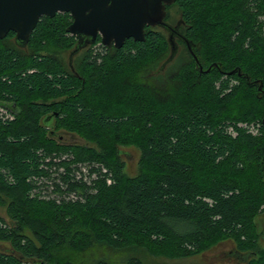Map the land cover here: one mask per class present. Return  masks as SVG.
<instances>
[{"label":"trees","instance_id":"obj_1","mask_svg":"<svg viewBox=\"0 0 264 264\" xmlns=\"http://www.w3.org/2000/svg\"><path fill=\"white\" fill-rule=\"evenodd\" d=\"M171 7L203 69L219 67L199 73L179 40L159 65L167 37L146 27L120 49L98 37L71 72L67 13L42 16L27 52L0 40V101L27 110L25 128L0 123V264H143L138 251L180 260L223 243L264 264V0H175L165 21ZM39 115L84 143L26 130ZM120 148L138 152L135 175Z\"/></svg>","mask_w":264,"mask_h":264},{"label":"water","instance_id":"obj_2","mask_svg":"<svg viewBox=\"0 0 264 264\" xmlns=\"http://www.w3.org/2000/svg\"><path fill=\"white\" fill-rule=\"evenodd\" d=\"M175 0H0V40L8 33L14 34V43L26 49L29 37L42 16L49 18L58 13H67L72 22L66 33L75 36L77 41L69 55V64L83 49L93 45L99 36L106 48L120 49L126 40L134 42L145 40L146 27L166 31L170 54L164 62L165 67L178 51L177 40L187 48L199 73L206 74L216 64L207 69L200 65L191 41L179 33V22L174 26L165 21L166 8ZM239 69L228 72L232 75ZM261 86L258 87V91Z\"/></svg>","mask_w":264,"mask_h":264},{"label":"rangeland","instance_id":"obj_3","mask_svg":"<svg viewBox=\"0 0 264 264\" xmlns=\"http://www.w3.org/2000/svg\"><path fill=\"white\" fill-rule=\"evenodd\" d=\"M167 12H168V19L166 22L174 26L177 22H179L178 21L179 15L177 14V8L171 7L168 9ZM161 31L165 34L166 37H168V34L166 31H163L162 29ZM98 47L99 45L96 44L93 46V49H97ZM70 49L72 50L73 48L61 50L58 56L61 62L67 68V70L74 72L75 71V60H74L75 57H73L71 64H69V55L71 52ZM23 50H25L24 52H27L28 49L26 48ZM179 50L181 53L183 48L180 47ZM163 62H161L159 65H163ZM159 65L156 66V69H154L153 72L156 71L157 68H159ZM50 102L51 101L48 100V103ZM38 103H41V102H38ZM1 107L9 112V116L7 117L8 120L3 121L4 118L0 119L1 124H14L15 126H18V128H21V127L25 128V124H21L20 120L21 118L24 119L23 115L27 113V110L20 104V102L17 103L11 99L3 100V101H0V108ZM2 116H4V114H2ZM57 117L54 116L52 120L49 122V124L45 125V122H43L44 116L39 115L38 119L37 118L33 119V117L28 116V119L26 122L28 126L26 127V130H29V131L33 130L35 133H41L42 131H44L45 133L44 139L51 143L53 142L55 144H60V145H62L63 143L76 144V145L83 144L84 143L83 140L77 134H75V132L69 131L62 124L61 125L58 124V121H61V120H58ZM60 117L62 118V116ZM41 124H44V126H42ZM34 129H38V130L35 131ZM49 133H52V134L49 135ZM253 134H255L254 130H253ZM36 138L39 139L37 136ZM119 150L121 152L122 159L125 162V172L129 176L135 175L137 172L136 164L138 160V152L134 148H120ZM0 217L6 222H9L10 219L8 215L6 214L5 207L0 206ZM256 226H257V230L260 233L264 231L263 217H258V219L256 220ZM262 237L263 238L260 239V245H261V248H264V236ZM10 249H11V246L8 242H4L0 240V254L9 253ZM136 256H138V258L142 260L143 264H245L247 260L244 258V256L238 255L235 252L233 245L231 243H223L202 255L187 258V259H180V260H165L163 258L153 257L144 251H138L136 253Z\"/></svg>","mask_w":264,"mask_h":264},{"label":"built area","instance_id":"obj_4","mask_svg":"<svg viewBox=\"0 0 264 264\" xmlns=\"http://www.w3.org/2000/svg\"><path fill=\"white\" fill-rule=\"evenodd\" d=\"M2 114H4V116H2ZM8 116H9V112L1 107L0 108V119L4 118L3 121H6V120H8L7 119Z\"/></svg>","mask_w":264,"mask_h":264},{"label":"flooded vegetation","instance_id":"obj_5","mask_svg":"<svg viewBox=\"0 0 264 264\" xmlns=\"http://www.w3.org/2000/svg\"><path fill=\"white\" fill-rule=\"evenodd\" d=\"M68 15H69V14H68ZM69 16H70V15H69ZM70 21L72 22V19H71V17H70ZM71 22H70V24H71ZM68 35H69V34H68ZM70 36H71V35H70ZM72 37H73V38H74V40H75V42H74V46H75L77 39H76V37H75V36H72ZM98 37H99V36H98ZM98 37H97V38H98ZM74 46H73V47H74ZM73 47H72V48H73Z\"/></svg>","mask_w":264,"mask_h":264}]
</instances>
